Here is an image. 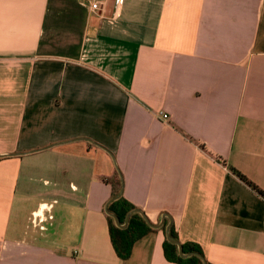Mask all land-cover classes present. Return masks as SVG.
<instances>
[{
	"label": "crops",
	"instance_id": "obj_1",
	"mask_svg": "<svg viewBox=\"0 0 264 264\" xmlns=\"http://www.w3.org/2000/svg\"><path fill=\"white\" fill-rule=\"evenodd\" d=\"M99 1L0 0V264H264V0Z\"/></svg>",
	"mask_w": 264,
	"mask_h": 264
},
{
	"label": "trees",
	"instance_id": "obj_2",
	"mask_svg": "<svg viewBox=\"0 0 264 264\" xmlns=\"http://www.w3.org/2000/svg\"><path fill=\"white\" fill-rule=\"evenodd\" d=\"M231 171L236 174V176L242 182H244L248 187L258 193L264 199V193L260 191L253 183L248 181L237 170L231 168ZM134 208V205L124 199L122 195L113 200L108 206L109 211L119 218L121 224L124 223L127 213ZM107 219L110 242L112 244L114 252L116 253V256L122 260L126 259L129 256L133 243L143 234L153 229L137 212H134L130 215L129 220L124 228L118 227L110 215L107 216ZM151 222L153 224L155 223L152 219ZM169 233L173 238L177 239V236L173 232L172 228H170ZM181 244L184 252H196L204 258L202 249L198 244L194 242H184ZM163 249L164 256L168 261L174 262L176 264H203L201 257H199L198 255H191L186 258L180 257V255L178 254L177 246L170 243L166 238L163 242ZM207 264L211 263L207 262Z\"/></svg>",
	"mask_w": 264,
	"mask_h": 264
},
{
	"label": "water",
	"instance_id": "obj_3",
	"mask_svg": "<svg viewBox=\"0 0 264 264\" xmlns=\"http://www.w3.org/2000/svg\"><path fill=\"white\" fill-rule=\"evenodd\" d=\"M120 194H121V191H120L115 197H113V200L117 199V198L120 196ZM134 212H138V213H140V215L145 219L146 223H147L150 227H152V228H157V227L160 226L159 223H158V224H153V223H151V222L148 220V218L146 217V215H145L143 212H141L139 209H132L131 211H129V212L127 213L126 217H125V221H124V223H122V224L120 223L119 218H118L115 214H113L112 212H110L109 209H106V213H107L108 215H110V216L113 218L115 224H116L118 227H120V228H124V227L126 226L128 220H129L130 215H131L132 213H134ZM169 230H170V225H168V226L166 227V229H165V238H166L170 243L175 244V245L177 246L178 254L180 255V257H182V258H186V257H189V256H191V255H198L199 257H201V259H202V261H203V264H207V262L205 261V259H204L200 254H198V253H196V252H187V253L184 252V251H183L182 244H181L177 239L173 238V237L170 235Z\"/></svg>",
	"mask_w": 264,
	"mask_h": 264
},
{
	"label": "built area",
	"instance_id": "obj_4",
	"mask_svg": "<svg viewBox=\"0 0 264 264\" xmlns=\"http://www.w3.org/2000/svg\"><path fill=\"white\" fill-rule=\"evenodd\" d=\"M122 0H115V6L118 10L120 7ZM79 3L89 9L90 11H97L100 8V1L99 0H79ZM161 114L162 119H167L168 115L166 113H159Z\"/></svg>",
	"mask_w": 264,
	"mask_h": 264
}]
</instances>
